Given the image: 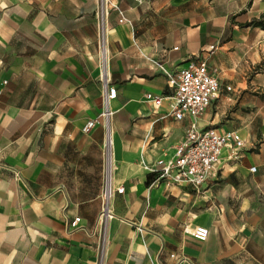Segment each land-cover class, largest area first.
<instances>
[{
  "label": "crops",
  "instance_id": "crops-1",
  "mask_svg": "<svg viewBox=\"0 0 264 264\" xmlns=\"http://www.w3.org/2000/svg\"><path fill=\"white\" fill-rule=\"evenodd\" d=\"M263 17L264 0H0V264H264ZM190 60L219 94L178 121L153 62ZM191 123L243 147L199 190L152 185Z\"/></svg>",
  "mask_w": 264,
  "mask_h": 264
},
{
  "label": "built area",
  "instance_id": "built-area-1",
  "mask_svg": "<svg viewBox=\"0 0 264 264\" xmlns=\"http://www.w3.org/2000/svg\"><path fill=\"white\" fill-rule=\"evenodd\" d=\"M118 14V23H125L122 13L118 12ZM153 64L166 77L167 88L171 90L172 115L178 121L186 116L195 119L201 117L219 94V84L209 73L204 62L190 60L174 72L164 69L161 63L153 62ZM103 97L105 102L114 98L115 89H107L104 84ZM145 98L151 101L155 108L160 106L162 100L161 97L152 94H146ZM109 115L105 107L99 120H90L85 124L83 133H89L95 126L105 124ZM107 143L108 141L105 144L106 155H108ZM242 147L243 142L236 132L214 128L200 129L196 123H191L184 141L175 148L174 158L170 161L158 160L155 167L149 170L154 175L152 185L163 182L166 187L188 185L199 190L214 170L222 150L229 148L230 153L236 158L237 151ZM250 171L255 172V168L252 167ZM115 193L122 194L123 188H116ZM107 194L109 189L107 190L106 187L102 195L104 200L107 199ZM107 218H110V215L105 205L98 217L101 228ZM78 222L79 219L76 218L70 224L74 227ZM192 237L198 241H205L208 230L198 226L192 231Z\"/></svg>",
  "mask_w": 264,
  "mask_h": 264
},
{
  "label": "trees",
  "instance_id": "trees-1",
  "mask_svg": "<svg viewBox=\"0 0 264 264\" xmlns=\"http://www.w3.org/2000/svg\"><path fill=\"white\" fill-rule=\"evenodd\" d=\"M251 24L253 26H255V27H260L261 29L264 30V17L261 18L260 20H257V21L252 22ZM152 176H154V175H152ZM151 179H152V177L149 176L147 182H149Z\"/></svg>",
  "mask_w": 264,
  "mask_h": 264
}]
</instances>
